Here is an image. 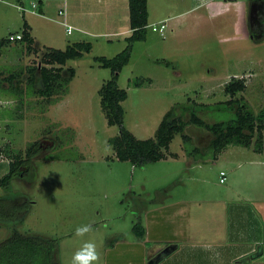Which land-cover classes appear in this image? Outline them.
<instances>
[{"label": "rangeland", "instance_id": "rangeland-1", "mask_svg": "<svg viewBox=\"0 0 264 264\" xmlns=\"http://www.w3.org/2000/svg\"><path fill=\"white\" fill-rule=\"evenodd\" d=\"M79 1L45 0L44 12L28 2L26 17L33 10L38 13L32 17L37 51L14 44L0 57V197L31 206L12 217L0 215V243L16 231L42 237L56 242L57 264H71L83 243L94 241L100 256L97 264H149L152 251L172 241V227L181 220L176 204L187 200L194 205V220L202 214L210 227L228 223L232 204H239L243 211L253 212L250 217L256 216L264 243V152L255 151L254 145L232 144L214 159L208 147L213 133L193 124L190 112L183 111L193 103L212 105L231 99L226 86L239 76H246L250 85L236 97L256 114L264 110V14L255 29L249 22L252 2L259 0H239L240 31L232 29L230 16L205 14L216 4L148 0L147 39L134 44L118 80L128 91L124 125L146 140L156 137L169 112L189 124L175 135L165 159L141 167L119 160L111 144L120 127L108 123L99 92L113 72L96 60L114 58L127 47L129 0H110V9L104 11L97 0H85L82 12ZM18 5V0H0V39L22 32L24 11ZM61 10L66 16L60 15ZM262 10L264 3L259 14ZM65 20L74 28L71 33ZM161 23L166 25L164 32L154 31L153 26ZM83 41L93 49L64 66L66 76L70 68L75 70L66 93L57 92L49 99L26 91L29 68L45 65V51L66 50ZM136 82L144 84L139 87ZM19 86L23 92L13 93ZM37 87H42L41 81ZM223 109L202 110L198 115L210 124L230 120L234 112L227 105ZM34 142L40 143L32 172L12 179L8 187L2 185L11 161L7 146L21 150L26 158ZM222 170L226 183L220 182ZM86 224L92 230L77 237L76 228ZM137 224L151 226L144 238L134 231ZM196 226L200 228L198 222ZM195 235L203 236L201 231ZM258 253L255 260L248 258L242 264H264V254ZM200 258L197 254L193 261L200 264ZM214 259L211 255L210 261ZM159 264H172V256Z\"/></svg>", "mask_w": 264, "mask_h": 264}, {"label": "trees", "instance_id": "trees-1", "mask_svg": "<svg viewBox=\"0 0 264 264\" xmlns=\"http://www.w3.org/2000/svg\"><path fill=\"white\" fill-rule=\"evenodd\" d=\"M39 4V3H37ZM33 5V4H32ZM39 8V5L38 7ZM36 9V8H35ZM131 34L127 37V47L114 58L97 57L96 60L102 67L109 68L113 72L112 79L107 81L100 90L101 105L106 113L110 125H118L120 133L111 139L117 158L121 161H130L135 166L141 167L149 163H155L167 157L165 150H168L171 142L177 133L184 132L189 122L177 117V114L169 112L161 122L155 138L146 140L138 139L124 125L125 109L123 102L128 98V91L122 89L119 84L120 72L130 61L133 46L138 41L147 39V28L149 25V5L148 0H129ZM262 23L260 22L259 25ZM255 29V26L253 27ZM23 39L15 42L16 47L23 45L28 52H35V39L32 28L25 20L22 29ZM9 38L0 39V57L3 52L14 46ZM13 46V47H12ZM93 45L89 42H77L69 46L66 50L49 48L43 56L42 67L29 68L27 92L36 95L52 98L57 92H67L66 85L70 84L75 76V70L70 68L69 75L64 74V66L71 59L80 58L86 52H91ZM50 65L51 67H49ZM58 65V66H57ZM40 72V76L37 74ZM12 75L11 82L20 76ZM40 77V78H39ZM41 81L42 87H37ZM144 84L136 82L135 86ZM13 88V87H12ZM247 88L245 78H234L227 84L226 92H229L231 99L218 102L212 105L191 104L183 108V111L190 112L191 122L199 127H204L213 133L214 137L209 144V149L215 153L217 159L228 146L240 145L252 147L257 152L264 151V110L255 113L249 105L236 96ZM12 90V89H10ZM13 93L23 92L22 88L14 87ZM20 103H22L20 101ZM224 105V106H223ZM227 105L234 116L230 120H223L214 124L207 123L198 112L207 110H225ZM194 108V109H193ZM186 140H191L189 136H184ZM40 142H34L26 151V158L21 150H16L7 146L5 153L10 157L9 173L4 176L1 184L9 186L12 179L24 177L32 172V158L37 154ZM199 149L195 148L197 152ZM26 167L25 171H20L21 167ZM29 203H14L9 198L0 197V215L12 217L16 213L26 212L30 209ZM134 231L141 238L146 235V228L142 224L135 225ZM55 241L45 240L42 237L26 236L16 231L0 243V264H57L54 259Z\"/></svg>", "mask_w": 264, "mask_h": 264}, {"label": "crops", "instance_id": "crops-1", "mask_svg": "<svg viewBox=\"0 0 264 264\" xmlns=\"http://www.w3.org/2000/svg\"><path fill=\"white\" fill-rule=\"evenodd\" d=\"M98 3L102 4V10L110 9V0H97ZM114 1V0H113ZM264 0L254 1L251 6V13L249 22L252 27L259 25L261 22L260 18L264 12L263 10L259 14V8L263 9ZM30 2V4L39 3L38 10L44 12L43 7L45 5V0H18V7L20 5L26 6ZM80 8L79 10L82 12V6L85 0L79 1ZM239 0H204L203 5L211 4V7L215 4L217 6L213 7L212 10L206 11L205 14L208 16L222 17L223 19L227 16L234 18L232 23V28L234 31H240V12L238 11V6L240 7ZM96 5V4H95ZM93 5V6H95ZM108 6V8H107ZM200 6V5H199ZM219 6V8H217ZM33 7V5H32ZM198 6L195 7V11L197 12ZM200 8V7H199ZM216 8V9H215ZM242 9V8H241ZM71 10V8H70ZM30 17H26V13H24V19L29 23L33 31V20L32 17L35 14L33 13ZM103 13V12H102ZM226 14L225 16H223ZM235 15V17H234ZM239 15V17H238ZM239 18V20H238ZM231 29V30H232ZM22 33V32H21ZM33 34V32H32ZM34 37V35H33ZM35 39V38H34ZM253 39L256 40L253 36ZM15 42H13L14 44ZM242 78V76H239ZM247 80V77H244ZM246 85L250 83L248 80L246 81ZM231 146V145H230ZM225 149L224 151H226ZM223 151V152H224ZM264 152V151H263ZM227 181V180H226ZM221 182V175H220ZM226 183V182H225ZM232 194V193H230ZM178 216L181 218L180 221H185L182 224L178 225L173 229L172 232L174 237L171 238L170 244L165 245L162 248L152 251L153 257L150 255V259L159 258V254H163V258L158 261H163L165 257L169 254L172 256V264H198L193 261V257L200 255V264H242L243 261L248 258H252L255 260L257 256L260 254H264V243L262 239V231L258 224L256 216L250 217L251 213H247L241 209V206L236 205V203L232 204L231 214H233L232 218H228V223L225 225L219 226L216 224L214 227L208 226V223L204 220L205 217H202L200 214L199 220H194L195 216L193 210L194 205L191 203V200L184 201L183 203H178ZM219 205V204H218ZM200 207H203V204L200 203ZM242 208H246L245 205ZM227 209V208H226ZM222 212L227 213L222 210ZM200 228H196V223ZM200 223V224H199ZM206 226H205V225ZM147 229V234L149 233V229L151 226L145 224ZM197 231H201L202 235H195ZM206 231L209 234H206ZM167 248H172L170 252L165 253L164 251ZM260 248V250H259ZM198 251V253H195ZM202 253V254H201ZM215 256V259L211 262L210 256ZM207 258V262H206ZM220 258H223L222 260ZM221 260V261H220ZM150 262V261H149ZM251 264H256L255 261L251 262Z\"/></svg>", "mask_w": 264, "mask_h": 264}, {"label": "clouds", "instance_id": "clouds-1", "mask_svg": "<svg viewBox=\"0 0 264 264\" xmlns=\"http://www.w3.org/2000/svg\"><path fill=\"white\" fill-rule=\"evenodd\" d=\"M91 230L92 226L90 224L78 226L75 230V235L77 237H83ZM99 259L97 244L94 241H86L72 256L71 264H97Z\"/></svg>", "mask_w": 264, "mask_h": 264}, {"label": "built area", "instance_id": "built-area-1", "mask_svg": "<svg viewBox=\"0 0 264 264\" xmlns=\"http://www.w3.org/2000/svg\"><path fill=\"white\" fill-rule=\"evenodd\" d=\"M37 7H38V4H37V3H34V4H33V8H37ZM19 9L22 10V11H24V13L30 11L29 9H27L25 6H22V5L19 6ZM31 12H33V13H37V12L34 11V10L31 11ZM60 15H65V16H66V11L61 10V11H60ZM63 24L66 25L67 30H68V33H71L72 30L74 29L72 26H70V25L68 26V22H67V20H65V21L63 22ZM161 24H162V25H161ZM161 24H160V25H155V26H153V30H154V31H157V32H160V33H163V32H164V29H166V25H165L164 23H161ZM9 39H10L12 42H17V41L23 39V34H22V33L11 34L10 37H9ZM220 175H221V182H222V183H225L226 180H227V174H226V172H225L224 170H222Z\"/></svg>", "mask_w": 264, "mask_h": 264}, {"label": "water", "instance_id": "water-1", "mask_svg": "<svg viewBox=\"0 0 264 264\" xmlns=\"http://www.w3.org/2000/svg\"><path fill=\"white\" fill-rule=\"evenodd\" d=\"M172 248H167L164 252L165 253H168L171 251ZM164 254V253H163ZM163 254H159V258H155V259H152L150 260L149 264H157L158 261H160V259L162 258Z\"/></svg>", "mask_w": 264, "mask_h": 264}]
</instances>
